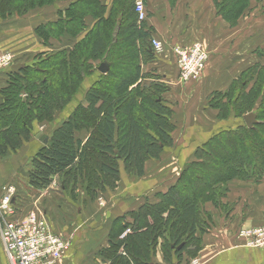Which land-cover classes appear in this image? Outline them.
Here are the masks:
<instances>
[{
    "label": "trees",
    "instance_id": "1",
    "mask_svg": "<svg viewBox=\"0 0 264 264\" xmlns=\"http://www.w3.org/2000/svg\"><path fill=\"white\" fill-rule=\"evenodd\" d=\"M54 1L0 0V12H26ZM70 1L62 19L37 29L40 36L47 38L63 31L76 36L84 29L86 15L97 22L68 52L46 54L37 62L10 72L7 85L0 89V157L17 151L30 138L34 122L51 121L54 112L70 101L82 78L94 71L95 64L104 62L108 70L87 90L86 104L76 106L32 157L27 180L32 188L43 189L56 179L63 190L72 192L81 187L90 198H96L105 188L115 186L122 171L142 175L145 161L159 158L164 148L172 144L174 126L170 107L163 99L167 86L157 80L158 76L141 73L140 63L149 62L154 56L151 35L145 22L137 19L134 0H114L108 12L99 0ZM214 3L221 18L235 24L251 0ZM148 76L152 81L142 83ZM35 80L39 87L34 86ZM22 91L27 97L19 96ZM257 96L261 97L260 104L254 108L251 101ZM208 103L218 109L219 119L232 114L239 120L233 128L228 126L215 133L195 150V160L183 166L178 183L160 197L163 201L143 203L128 213L130 221L114 223L109 233L110 247L103 251L112 256L114 264H149L157 236L163 239L166 259H170L173 246L181 243L182 248L176 251L179 258L182 251L193 257L201 249L195 235L202 228L198 199L195 195L179 194V184L186 176L199 187L200 197L213 191L217 180L251 178L244 147H249V140L262 141L252 150L258 156L264 155V61L244 71L227 90L213 93ZM13 109L19 112L8 119ZM249 112L254 113L256 120L251 127L241 119ZM82 130L88 132L85 140L78 136ZM202 170L220 173L221 177L208 182ZM126 228L131 233L120 238ZM118 249H122L120 255Z\"/></svg>",
    "mask_w": 264,
    "mask_h": 264
},
{
    "label": "crops",
    "instance_id": "2",
    "mask_svg": "<svg viewBox=\"0 0 264 264\" xmlns=\"http://www.w3.org/2000/svg\"><path fill=\"white\" fill-rule=\"evenodd\" d=\"M113 1L99 0L106 12ZM143 1L147 10L146 29L151 38L163 43L164 50L157 56L153 54L151 61L141 62V73L154 74L167 86L163 99L171 110L172 144L164 148L159 158L145 161L142 175L131 176L122 171L115 186L105 188L96 198H90L81 187L72 192L63 190L56 179L43 189H34L28 184L32 157L76 106L86 104L87 90L107 72L108 65L107 70L101 72L99 63L94 65L93 72L82 78L78 93L76 91L61 110L54 112L51 121L34 122L30 138L17 151L0 157V193L3 186H14V203L21 215L28 211L42 212L50 229L69 240L66 255L56 264H114L112 256L103 253L110 247L109 233L114 223L130 221L128 213L143 203H158L178 179L183 166L195 160V150L215 133L238 121L232 115L219 119L218 109L209 105V99L213 93L227 90L251 66L264 61V24L260 28H256L260 23L250 26L260 17H249L247 9L235 24H230L221 18L214 0ZM70 3V0H55L26 12H0V54L11 56V66L20 64L22 67L37 62L46 54L68 52L92 30L96 18L86 15L84 29L76 36L63 31L43 38L37 29L62 19ZM194 40L208 52L204 71L196 81L179 83L172 46ZM11 66L0 71V89L7 85L13 71ZM150 81L149 76L142 79V83ZM71 101L73 104L68 105ZM78 136L85 140L88 132L82 130ZM227 189L226 196L231 204L226 202V217L221 218L220 224L214 217L210 223L207 221L206 229L196 230L201 249L193 257L185 251L181 258L176 255L183 246L181 243L173 246L170 259H166L161 246L163 239L157 236L149 264H188L193 258H198L200 264H264V247L246 246L235 236L240 227L264 221V181L233 179ZM99 197L104 199L103 206L98 203ZM129 233L131 231L126 228L119 237ZM211 246L212 250L208 248ZM121 250L118 249V255ZM0 264H9L1 243Z\"/></svg>",
    "mask_w": 264,
    "mask_h": 264
},
{
    "label": "built area",
    "instance_id": "3",
    "mask_svg": "<svg viewBox=\"0 0 264 264\" xmlns=\"http://www.w3.org/2000/svg\"><path fill=\"white\" fill-rule=\"evenodd\" d=\"M138 21H144L147 10L143 0H134ZM150 46L155 56L164 50L163 43L151 38ZM179 83L201 78L208 52L199 41L172 46ZM12 64L9 54H0V71ZM15 188L5 185L0 193V243L9 264H56L70 247L67 237L50 229L42 212L28 211L21 215L14 203ZM99 197V201H100ZM102 204V203H100ZM240 236L249 247H264V222L262 225L243 228ZM193 264H199L194 259Z\"/></svg>",
    "mask_w": 264,
    "mask_h": 264
},
{
    "label": "rangeland",
    "instance_id": "4",
    "mask_svg": "<svg viewBox=\"0 0 264 264\" xmlns=\"http://www.w3.org/2000/svg\"><path fill=\"white\" fill-rule=\"evenodd\" d=\"M30 9H27V11H29ZM246 9L248 10L247 13L249 12V17L251 15H253L254 17H260L258 19H254L253 22H252V24L250 26H252L253 24H255V27H256V24L258 25V23H260V26H257L256 28L263 27L261 25L264 24V0H251V3L249 5V7L246 8ZM17 12H20V11H17ZM260 14H263V15L261 16ZM8 68H10V66ZM35 82H36V80L34 81V86L39 87V85H38L39 83H36L35 84ZM83 87H84V83L81 85V88H83ZM29 90H30V87H29ZM76 91L78 93V90H75L74 93H73V95L76 94L75 93ZM20 94L21 95H19V96L23 97L22 94H26V93L24 91H22V92H20ZM25 97H27V94L25 95ZM260 100H261V97L260 96H257L256 99H254L253 101H251L252 106L254 108L258 107L259 104H260ZM72 104H73V101H71L68 105H72ZM28 105H29V103L26 104V106H28ZM17 111L18 110H16V109L14 110L13 109V111L9 112L10 115H8V119H11V117H13L15 114H17L16 113ZM230 115H232V114H230ZM234 117H235L236 120H239V118L237 116L234 115ZM230 127L233 128L232 126H230ZM224 129L225 130L228 129V126L225 127ZM250 137H252V136H250ZM261 142L259 143V142L255 141L254 143H252L251 140H249L248 141V143L250 144L249 147H247V148H246V146L244 147V149L246 150V153H244L245 155L244 154L243 155H244V157L246 159L249 157L246 161L247 162H250L251 164H253L252 166L250 165V163L249 164L248 163L246 164L247 167L249 166L247 170H251V171H249V174L251 175V178H249V179L254 180V181H261V180L264 181V164H263L264 155H259L260 156L259 157L258 154H255L254 151L252 150L253 147L256 144L259 145V146H261L262 145ZM217 146H219V145H217ZM259 146H257V147H259ZM219 148L220 147H216V149L218 150V152L221 153L222 151H220ZM238 158L240 159V157H238ZM218 164H219L218 167H221L220 162ZM233 166H234V164H232V167ZM202 172H205L204 174H207V177L206 176H204V177H205V179L207 178L206 180H208V182L209 181L211 182L212 180L215 181L216 179H220V177H221V174L220 173H218L216 175V174H214L212 172H207L206 170H202ZM220 172H222V170ZM223 172H225V171H223ZM235 172H237L239 174L240 173V170H235ZM126 174H128V172ZM129 175H131V176L133 175L134 176L135 174L131 173ZM189 178H190V176H186L185 180L181 184H179L180 185V187H179V194L182 197H184V196L189 197V196H194L195 195L194 198H197L198 199L196 201V203H197L198 211H199V214H200V216H199L200 217V219H199L200 228L203 227V230L206 229V226L207 225L209 226V223L211 222L212 218H214V217H215V220L218 221L216 223L220 224L221 223L220 222L221 218L222 217H226V213L228 211L226 205H227V203H229V201L227 199L226 193L228 191L227 187L229 185V182H232L233 179L228 180V181H220V182H219V180H217L218 182L215 183V186H213V188H212V189H214L213 190L214 192L211 191L209 194L204 193L203 195H205V196L204 197L203 196L200 197L199 187H195L192 184V178H190V179ZM253 178H255V179H253ZM238 180H246V179L245 178L242 179V177H238ZM177 181L178 180L174 181L173 184H177L178 183ZM197 190H198V194L196 192ZM194 198L192 199V201L194 200ZM97 199H98V203L99 204L102 203V206H103L104 199L102 200V198H101L100 201H99V198H97ZM162 201H163V199H162ZM229 204H231V203H229ZM214 210H216V211H214ZM207 221L209 223H207ZM263 222L264 221H262L259 224H255V225H251V226H243V227H240L239 229L236 230L237 232H236V235L235 236H237L238 238H240L241 242L245 245V239L242 236H240V231H242L243 228H251V227H254V226L262 225ZM208 248L212 250V246L211 247H208ZM194 259H196V258H193L191 260L189 259L188 264H193L192 261ZM197 260H198V258H197ZM199 262L200 261L198 260V263Z\"/></svg>",
    "mask_w": 264,
    "mask_h": 264
},
{
    "label": "water",
    "instance_id": "5",
    "mask_svg": "<svg viewBox=\"0 0 264 264\" xmlns=\"http://www.w3.org/2000/svg\"><path fill=\"white\" fill-rule=\"evenodd\" d=\"M11 67H12L13 71H16L21 67V65L20 64H13ZM98 70L101 72H105L107 70L106 63L101 62L98 66ZM254 117H255L254 113L249 112V113L244 114L241 119H243V121L247 127H251L253 125V123H255V121H256ZM41 137H43V136L40 134V139H41ZM44 142H46V141L44 140Z\"/></svg>",
    "mask_w": 264,
    "mask_h": 264
}]
</instances>
